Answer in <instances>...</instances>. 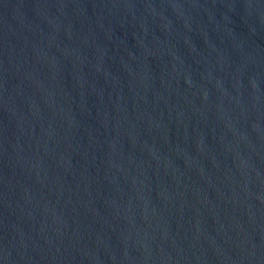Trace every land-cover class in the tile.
<instances>
[{
    "label": "water",
    "instance_id": "water-1",
    "mask_svg": "<svg viewBox=\"0 0 264 264\" xmlns=\"http://www.w3.org/2000/svg\"><path fill=\"white\" fill-rule=\"evenodd\" d=\"M0 264H264V0H0Z\"/></svg>",
    "mask_w": 264,
    "mask_h": 264
}]
</instances>
